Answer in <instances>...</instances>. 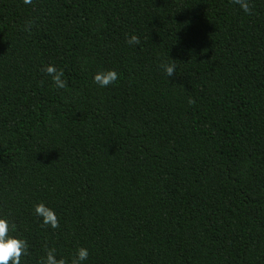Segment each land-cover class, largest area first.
Listing matches in <instances>:
<instances>
[{"label": "trees", "instance_id": "obj_1", "mask_svg": "<svg viewBox=\"0 0 264 264\" xmlns=\"http://www.w3.org/2000/svg\"><path fill=\"white\" fill-rule=\"evenodd\" d=\"M250 4L0 0V215L28 242L21 264L45 246L86 247L85 264H264V0Z\"/></svg>", "mask_w": 264, "mask_h": 264}, {"label": "clouds", "instance_id": "obj_2", "mask_svg": "<svg viewBox=\"0 0 264 264\" xmlns=\"http://www.w3.org/2000/svg\"><path fill=\"white\" fill-rule=\"evenodd\" d=\"M239 5L240 9L248 15L252 14L250 0H233ZM25 5H30L33 0H23ZM126 42L131 45L140 43L139 37L135 34L127 36ZM161 67L168 77L176 72L175 65L162 64ZM43 71L51 77L52 83L56 88L63 89L66 87V81L63 79V69H58L54 64H47ZM119 74L114 69L97 72L93 76V82L100 88H106L109 85H115ZM190 104L193 103L189 98ZM34 215L40 218L43 225L55 229L59 226V220L54 208L49 207L44 202L36 203L33 207ZM29 245L26 239L19 236L16 231V225L10 220L0 215V264H21L22 256H27ZM89 257V249L78 247L72 255L70 261L58 257L55 248L45 246V254L40 258L39 264H85Z\"/></svg>", "mask_w": 264, "mask_h": 264}]
</instances>
